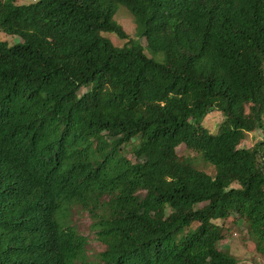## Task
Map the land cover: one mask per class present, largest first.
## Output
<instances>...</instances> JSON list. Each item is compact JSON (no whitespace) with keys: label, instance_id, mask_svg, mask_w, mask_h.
<instances>
[{"label":"trees","instance_id":"16d2710c","mask_svg":"<svg viewBox=\"0 0 264 264\" xmlns=\"http://www.w3.org/2000/svg\"><path fill=\"white\" fill-rule=\"evenodd\" d=\"M17 1L0 0L21 39H0V264H239L219 248L233 216L264 253V0ZM179 145L215 175L170 165Z\"/></svg>","mask_w":264,"mask_h":264},{"label":"rangeland","instance_id":"374dc122","mask_svg":"<svg viewBox=\"0 0 264 264\" xmlns=\"http://www.w3.org/2000/svg\"><path fill=\"white\" fill-rule=\"evenodd\" d=\"M38 0H18V4H31ZM116 22L122 26L124 31L129 35V38L137 42L140 46L145 48L146 41L143 38H139L136 34V25L131 13L124 7L119 6L115 15ZM105 37L111 40L116 47H123L126 44V40L119 39L114 34H105ZM0 39L7 42L10 46L18 44L21 39L17 36H8L0 32ZM146 51V49H145ZM148 54V52H146ZM149 55V54H148ZM150 56V55H149ZM158 62H163L162 55L155 57ZM224 123L223 115L214 111L207 115L203 125L210 130L211 133L217 134L221 126ZM262 139V133L256 131L247 135L246 139L241 142V148H252L259 140ZM135 142V141H134ZM172 155L174 159L168 160L170 165L176 164L178 159H181L183 164H189L196 169L214 176L216 173L215 167L205 162L201 155L188 149L185 145H179L176 147ZM128 158L132 159V155L128 154ZM196 208H199L197 206ZM74 225L77 227L79 233L88 237L89 246L87 252L93 256L101 253L105 250L104 245L96 240L95 236L90 231V220L87 215L81 214L73 219ZM224 228L225 239L220 243L219 248L223 251H228L234 255L239 264H264V253H261L257 249V244L249 238L246 225L243 221H239L236 217H230L224 221L218 222Z\"/></svg>","mask_w":264,"mask_h":264}]
</instances>
